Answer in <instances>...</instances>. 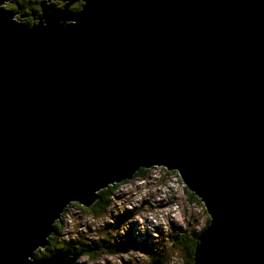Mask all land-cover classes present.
Returning <instances> with one entry per match:
<instances>
[{
  "label": "water",
  "instance_id": "obj_1",
  "mask_svg": "<svg viewBox=\"0 0 264 264\" xmlns=\"http://www.w3.org/2000/svg\"><path fill=\"white\" fill-rule=\"evenodd\" d=\"M39 8L0 17V264H73L34 255L59 213L152 165L209 217L192 264H264V0Z\"/></svg>",
  "mask_w": 264,
  "mask_h": 264
},
{
  "label": "rangeland",
  "instance_id": "obj_2",
  "mask_svg": "<svg viewBox=\"0 0 264 264\" xmlns=\"http://www.w3.org/2000/svg\"><path fill=\"white\" fill-rule=\"evenodd\" d=\"M35 1L39 5L44 3L58 7L53 0ZM12 2L17 3L16 0ZM70 5L67 3L64 7L70 8ZM10 11L15 12L14 18L18 17L15 9ZM37 16H40V10ZM37 16L34 19L27 17L28 23L25 18V22L20 24L32 26L36 24ZM40 21H43V18ZM147 170L144 176L133 175L130 179L122 180L124 182H116L117 185L110 194V201L113 200V203L101 215L82 210L76 202L67 204L59 213L54 223L59 221L62 240L80 239L89 243L90 240H98L103 223L113 222V227L121 226L109 235L120 245L118 250L111 247L113 254L100 251L98 256L89 258L86 254L71 252L76 255L73 264H156V261L157 264H185L184 248L188 245L187 238L194 234L197 236L206 226L209 217L198 197L192 192L194 198L188 197L185 186L175 170H168L161 165H152ZM112 185L115 186V183L108 186ZM134 206H139L140 209L131 215L123 213L128 209L131 211ZM113 218L116 221H113ZM181 232H184V241L170 245L173 235ZM119 234L120 237L115 240Z\"/></svg>",
  "mask_w": 264,
  "mask_h": 264
},
{
  "label": "trees",
  "instance_id": "obj_3",
  "mask_svg": "<svg viewBox=\"0 0 264 264\" xmlns=\"http://www.w3.org/2000/svg\"><path fill=\"white\" fill-rule=\"evenodd\" d=\"M14 1V0H13ZM16 6L13 9H19V13H18V17H16L15 19H18V21H16L17 23H21V22H25L24 19L27 17L31 18V13L32 12H38V10H40L39 8V3L35 0H16ZM60 3H63L64 5L67 3L73 4L75 3L77 5V7L80 9L81 4L79 2V0H59ZM38 6V7H37ZM11 9V10H13ZM71 9V8H68ZM74 11V10H72ZM15 17V16H14ZM26 23H28V19L26 21ZM148 172V170L146 168H140L137 170V172L134 175H141L144 176L145 173ZM124 182V181H122ZM126 182V181H125ZM117 184L112 185V186H107L101 190H99L97 192L96 198L95 200L92 202V204H90L88 207H81L82 210L88 211L89 213L93 214V215H101V213L107 209V207H109L112 203L113 200H111L110 198V194L112 189H114V187H116ZM185 192L187 193L188 197H192L194 198V196L192 195V193L190 191H188L185 187ZM197 200V198H195ZM125 214L131 215L132 211L130 210H124ZM125 218V217H124ZM113 221L114 218L112 219ZM119 220L122 223L121 220V216H119ZM208 219L206 220V225L208 224ZM59 221H56L55 223H53V231L52 233L49 235L48 237V244L42 248V249H37L35 251V256L38 258L40 256H45V257H50L52 255H54L56 252L58 251H63V250H69L70 252H80V254L84 255H88L89 258L93 257L94 255H99L100 251H105L106 253H112V249L111 247L115 248L116 250H118V247H120V245H117V243H115L114 240H112L110 238V234L111 231L116 232L118 230V228H120L121 226H117V227H113L112 225L115 223H110V222H105L103 223V227H102V231L99 232V238L98 240H90L88 241L89 243L83 242L80 239H76V241H67L65 239H60L61 238V234H60V226H59ZM123 224V223H122ZM112 228V229H110ZM107 234L105 237L104 235ZM121 234H119L118 237H116L115 240H117L120 237ZM130 234H127V236H129ZM197 237L196 234H194L191 237H188V245L185 246V250L189 251V258L190 259H186L184 261L185 264H192L193 262V253H194V248L197 244V239H193ZM185 239V235L184 232H181L179 234H174L171 241H170V245H173L175 242H181L182 240L184 241ZM87 240V239H85ZM121 241H122V237H121ZM85 243V244H84ZM113 254V253H112ZM162 259V257H161ZM156 260V259H155Z\"/></svg>",
  "mask_w": 264,
  "mask_h": 264
},
{
  "label": "snow or ice",
  "instance_id": "obj_4",
  "mask_svg": "<svg viewBox=\"0 0 264 264\" xmlns=\"http://www.w3.org/2000/svg\"><path fill=\"white\" fill-rule=\"evenodd\" d=\"M80 4H83V0H79ZM53 3H57V6L60 8H64V4L58 2V0H53ZM15 7V4L12 0H0V17H6L8 15V11ZM38 7V6H37ZM71 10L79 11V8L75 3L70 5Z\"/></svg>",
  "mask_w": 264,
  "mask_h": 264
},
{
  "label": "flooded vegetation",
  "instance_id": "obj_5",
  "mask_svg": "<svg viewBox=\"0 0 264 264\" xmlns=\"http://www.w3.org/2000/svg\"><path fill=\"white\" fill-rule=\"evenodd\" d=\"M15 10L17 11V13H19V9L16 8ZM38 14H39V10H38V12H32L31 13V18L34 19V17L37 16ZM139 209H140V207L138 206V207H135V208L131 209V211H137ZM193 239H195V238H193ZM184 252H185V255H186V259H190L189 258V251H186L184 249Z\"/></svg>",
  "mask_w": 264,
  "mask_h": 264
},
{
  "label": "bare ground",
  "instance_id": "obj_6",
  "mask_svg": "<svg viewBox=\"0 0 264 264\" xmlns=\"http://www.w3.org/2000/svg\"><path fill=\"white\" fill-rule=\"evenodd\" d=\"M115 184H116V183H115ZM135 207H138V206H134L133 208H135ZM133 208H132V209H133ZM128 210H130V209H128ZM132 212H134V211H132ZM156 264H157V261H156Z\"/></svg>",
  "mask_w": 264,
  "mask_h": 264
},
{
  "label": "clouds",
  "instance_id": "obj_7",
  "mask_svg": "<svg viewBox=\"0 0 264 264\" xmlns=\"http://www.w3.org/2000/svg\"><path fill=\"white\" fill-rule=\"evenodd\" d=\"M14 18V17H13ZM15 19V18H14ZM78 204V203H77ZM81 206V205H80ZM81 207H84V206H81ZM209 220V219H208ZM72 254V253H71Z\"/></svg>",
  "mask_w": 264,
  "mask_h": 264
}]
</instances>
